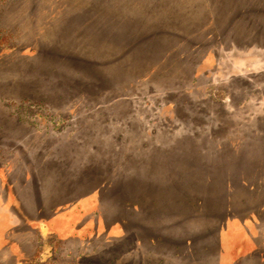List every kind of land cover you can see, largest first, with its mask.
<instances>
[{"label":"rangeland","instance_id":"374dc122","mask_svg":"<svg viewBox=\"0 0 264 264\" xmlns=\"http://www.w3.org/2000/svg\"><path fill=\"white\" fill-rule=\"evenodd\" d=\"M0 195V264H264V0H0Z\"/></svg>","mask_w":264,"mask_h":264},{"label":"crops","instance_id":"0c3cea01","mask_svg":"<svg viewBox=\"0 0 264 264\" xmlns=\"http://www.w3.org/2000/svg\"><path fill=\"white\" fill-rule=\"evenodd\" d=\"M6 212V207L4 204V200L2 199L0 195V250L3 249V245L5 244V241L7 240V234L13 231L16 227V223H13L11 225L6 224V219L4 216V213ZM31 246V245H30ZM50 249V246H46L44 249H40L35 253L34 255L37 256V254H40L41 258L44 257V255H47L48 250ZM44 254V255H43Z\"/></svg>","mask_w":264,"mask_h":264},{"label":"trees","instance_id":"16d2710c","mask_svg":"<svg viewBox=\"0 0 264 264\" xmlns=\"http://www.w3.org/2000/svg\"><path fill=\"white\" fill-rule=\"evenodd\" d=\"M40 257V254H37Z\"/></svg>","mask_w":264,"mask_h":264}]
</instances>
